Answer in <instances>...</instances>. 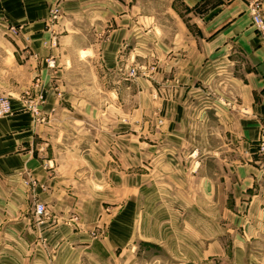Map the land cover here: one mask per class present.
Wrapping results in <instances>:
<instances>
[{
    "label": "crops",
    "instance_id": "0c3cea01",
    "mask_svg": "<svg viewBox=\"0 0 264 264\" xmlns=\"http://www.w3.org/2000/svg\"><path fill=\"white\" fill-rule=\"evenodd\" d=\"M0 95V264H264V33L245 0H0ZM118 126L145 127L125 130L147 171L127 201ZM156 189L165 215L140 205Z\"/></svg>",
    "mask_w": 264,
    "mask_h": 264
},
{
    "label": "rangeland",
    "instance_id": "374dc122",
    "mask_svg": "<svg viewBox=\"0 0 264 264\" xmlns=\"http://www.w3.org/2000/svg\"><path fill=\"white\" fill-rule=\"evenodd\" d=\"M49 67H52L51 65H53L52 63H48ZM133 71L134 73L132 75H130V72ZM128 76L130 77H133L135 74H136V70L135 69H128ZM0 98H6L8 99L7 96L5 95H0ZM122 98H123V95H122ZM129 99L127 98V95L125 96L124 94V99ZM9 100V99H8ZM30 112L34 113V110L33 109H29ZM12 113V110H10V113L7 114V115H2L0 117H6V116H9L10 114ZM140 128V129H139ZM145 127H124V126H118V201H127V197L129 198V193L131 192L130 190H124L122 189L121 190V187L120 186H130L131 182L135 181V182H139L141 183V180L143 181H146V177H147V171L144 170V167L142 168L143 169V173H139V174H135V175H132L130 173V165H131V161H130V158L129 157H126L125 156V153L129 151V149L131 148H137V145L138 143L136 142H133L131 141L130 139V136H128L126 133L128 132L129 133V130H136L138 129V132L140 133L141 132V129H143ZM125 130L127 132H125ZM93 132L94 129H92ZM92 132V134H93ZM145 134V133H144ZM146 136V135H145ZM144 136V137H145ZM141 137H143V135L141 134ZM145 140V139H144ZM140 142H143L145 145H143L142 149L140 148V150H146V144H147V141H141ZM260 147L258 148V151L259 153L261 154H264V141H261L260 143ZM138 146H141V145H138ZM137 161H141L140 164L146 166V158H139L137 159ZM132 176H134V178H132ZM143 196H141L140 198V202H141V207L144 208V212L146 211L147 213V204L150 206H155V207H152V209L154 208L155 210V213H159L160 215H165L167 213H169V211H166L164 210V206L162 205V202H159L157 201L156 197L158 194H160L161 196L163 195V191L162 189L159 190V189H156V190H153V191H150L149 193V198L146 197L147 196V191H143ZM140 194H141V190H140ZM152 196L155 197V202L153 203L152 202ZM94 236V235H92Z\"/></svg>",
    "mask_w": 264,
    "mask_h": 264
},
{
    "label": "built area",
    "instance_id": "2783aa9c",
    "mask_svg": "<svg viewBox=\"0 0 264 264\" xmlns=\"http://www.w3.org/2000/svg\"><path fill=\"white\" fill-rule=\"evenodd\" d=\"M245 1L247 2L250 10L252 26L259 33H264V22L262 20V15H261V3L259 2V0H245ZM133 73L134 72L131 71L130 75H132ZM10 110H11V105L9 100L6 98H0V116L9 114ZM260 146L261 145H259V147ZM33 214L36 222L38 224H42L47 218L48 211L43 204L38 202L34 205Z\"/></svg>",
    "mask_w": 264,
    "mask_h": 264
}]
</instances>
